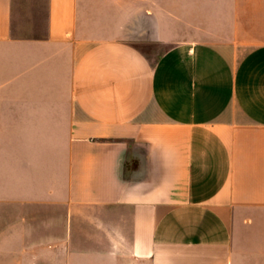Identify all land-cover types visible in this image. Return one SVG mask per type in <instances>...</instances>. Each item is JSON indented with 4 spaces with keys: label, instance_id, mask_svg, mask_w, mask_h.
Segmentation results:
<instances>
[{
    "label": "crops",
    "instance_id": "crops-1",
    "mask_svg": "<svg viewBox=\"0 0 264 264\" xmlns=\"http://www.w3.org/2000/svg\"><path fill=\"white\" fill-rule=\"evenodd\" d=\"M44 12L18 36L16 0H0V91L58 137L56 192L11 226L40 256L0 245V264H246L251 245L264 264V0ZM133 37L170 47L154 62Z\"/></svg>",
    "mask_w": 264,
    "mask_h": 264
},
{
    "label": "rangeland",
    "instance_id": "rangeland-1",
    "mask_svg": "<svg viewBox=\"0 0 264 264\" xmlns=\"http://www.w3.org/2000/svg\"><path fill=\"white\" fill-rule=\"evenodd\" d=\"M46 0H16V22L18 36H34L44 28ZM43 14H42V12ZM135 39V37H133ZM139 48L152 61H156L170 44L138 41ZM0 91V245L2 256L23 258L25 253L40 256V250L22 247L27 234L12 230L11 226L23 224L25 214L39 213L43 193L56 192V184L48 185L49 176L56 177L55 161L46 164L49 151L55 150L56 135H46L43 122L32 120L42 111L40 105L9 103L14 93L2 82ZM48 171L51 173L48 174ZM264 227V223L260 224ZM264 241V240H263ZM10 246V247H9ZM9 248V249H8ZM253 245L244 249L243 257L248 264V256L255 249Z\"/></svg>",
    "mask_w": 264,
    "mask_h": 264
}]
</instances>
